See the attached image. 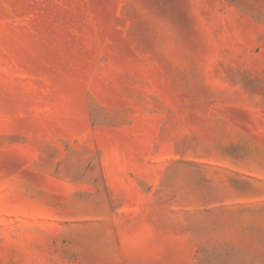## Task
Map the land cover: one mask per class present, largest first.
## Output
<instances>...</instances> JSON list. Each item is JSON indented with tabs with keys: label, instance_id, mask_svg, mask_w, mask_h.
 <instances>
[{
	"label": "rangeland",
	"instance_id": "374dc122",
	"mask_svg": "<svg viewBox=\"0 0 264 264\" xmlns=\"http://www.w3.org/2000/svg\"><path fill=\"white\" fill-rule=\"evenodd\" d=\"M0 264H264V0H0Z\"/></svg>",
	"mask_w": 264,
	"mask_h": 264
}]
</instances>
